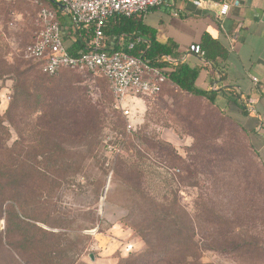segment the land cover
Returning <instances> with one entry per match:
<instances>
[{
    "label": "rangeland",
    "instance_id": "rangeland-1",
    "mask_svg": "<svg viewBox=\"0 0 264 264\" xmlns=\"http://www.w3.org/2000/svg\"><path fill=\"white\" fill-rule=\"evenodd\" d=\"M43 7L49 6L38 0H0V55L13 68L21 60L18 51L36 35L35 19ZM170 12L171 8L161 6L148 14L145 22L159 34L185 44L197 27L172 19ZM9 22L13 26L8 30ZM23 62L27 66H20L19 71L31 64ZM16 79L15 74L0 77V116L10 103ZM43 82L58 118L64 119L62 131L70 136L95 128L99 129L97 139H103L104 144L118 131L128 139L130 133L141 130L154 142L172 148L176 160L164 161L157 148L143 144L139 162L131 151L95 147L92 154L87 153V146L81 147L83 168L50 198L52 226L36 224L62 234L60 257L65 253L60 264H118L127 252L141 251L142 240L125 223L127 203L141 194L158 199L167 195L164 181L170 177L174 179L171 188L177 200L176 214L187 216L201 264H264V168L251 150L249 137L237 125L202 100L188 98L172 87L155 99L130 95L125 106L131 116L125 118L102 78L65 72ZM26 115L18 111L14 124L18 129L24 127L25 140L30 142L27 132L33 119L40 116L28 119ZM50 120L44 118L42 123L47 125ZM130 123L129 131L126 126ZM4 126L9 130L6 146L11 148L19 135L7 121ZM80 157L75 153L71 160L78 162ZM123 158L128 159L127 166L121 165ZM3 161L0 163H7ZM133 162L136 168L131 167ZM136 183H141V190H130ZM138 209L132 207L135 212ZM4 228L3 218L2 233ZM14 252L13 257L19 260ZM24 257L37 264L32 257Z\"/></svg>",
    "mask_w": 264,
    "mask_h": 264
},
{
    "label": "trees",
    "instance_id": "trees-1",
    "mask_svg": "<svg viewBox=\"0 0 264 264\" xmlns=\"http://www.w3.org/2000/svg\"><path fill=\"white\" fill-rule=\"evenodd\" d=\"M38 1L46 3L48 8L51 7L50 9L56 12L57 18L62 21L63 14L57 0ZM6 26L9 30L13 23L9 22ZM104 32L106 35H113L117 42L121 41V44L116 42L114 46L116 50L126 51L128 42L139 39L130 54L142 56L153 66L168 69H166L167 81L161 91L153 97H142L143 99H155L162 95L166 87H172L188 98L202 100L214 108L222 118L237 125L215 104V92L203 91L194 86L198 69H192L180 60L172 61L170 56L173 53V44L170 42L162 44L157 41V32L145 23V16L114 15L108 21ZM82 38L83 32L78 31L77 39L68 45L71 54L76 55L79 51L87 50ZM86 40L89 41L90 37ZM197 46L203 52L201 57L207 63L214 64L217 57L226 56L224 48L207 33L202 35ZM23 50L22 48L18 51L21 60L31 63L23 71H19L20 66H27L23 61L19 59L17 67L13 68L0 55V77L7 74H15L17 77L10 103L4 114L0 116V160L4 159L3 162H7L0 163V220L4 218L5 221L4 233L0 230V264H32L31 260L24 257L25 255L32 257L37 264H60L61 257L65 253L63 252L60 257L59 242L62 234L48 232L37 227L36 224L52 226L50 198L63 184L68 185L83 168L81 147L87 146V153L92 154L95 147L110 148L114 152L116 149L123 152L131 151L132 156L138 158L139 162L143 159L141 154L143 150L140 147V144H143L150 149L157 148L164 161L172 163L176 160L172 148L154 142L146 135H142L141 130L130 133L131 138L127 137L128 139L125 133L118 131L115 137L105 141L104 144L103 139H97L99 129L82 131L76 133L75 137L70 136L65 129L62 131V125L66 126L63 123L64 119L58 118V110L56 111L55 104H52L54 101L51 100L49 89L43 79L57 77L65 72L75 74L78 72L64 68L54 75L45 74L41 71L40 62L23 57ZM98 78L107 82L103 77ZM18 111L26 113L28 119L30 115L40 116L33 119L31 130L27 132L30 142L25 140L24 127L18 129L14 124V115ZM44 118H51L47 125L42 123ZM5 121L13 126L19 135V141H15L11 148L6 146L9 130L4 126ZM85 140L88 141L87 145L81 143ZM75 153L81 156L78 162L71 160ZM127 160L123 158L121 165L127 166ZM137 166V163H131V167ZM173 182L172 177L164 181V185L169 190L167 195L160 199L141 194L142 196H138L136 201H134L136 198L128 201L129 211L125 223L140 237L144 248L139 252L133 250L127 252V257L120 259L118 264H201L190 222L187 216L176 214L177 200L171 188ZM141 187V183L129 186L130 190H141ZM134 206L139 208L138 212L132 210ZM12 251L16 252L19 260L13 257Z\"/></svg>",
    "mask_w": 264,
    "mask_h": 264
},
{
    "label": "crops",
    "instance_id": "crops-1",
    "mask_svg": "<svg viewBox=\"0 0 264 264\" xmlns=\"http://www.w3.org/2000/svg\"><path fill=\"white\" fill-rule=\"evenodd\" d=\"M221 3L229 5L225 16L219 15ZM165 7L173 11L172 19L197 27L185 44L145 23L156 30L157 41L173 44L172 61L198 69L194 86L216 93L215 104L249 137L251 150L264 168V0H204L200 7L190 0H174ZM204 33L224 48L225 58L217 57L211 64L189 52Z\"/></svg>",
    "mask_w": 264,
    "mask_h": 264
},
{
    "label": "built area",
    "instance_id": "built-area-1",
    "mask_svg": "<svg viewBox=\"0 0 264 264\" xmlns=\"http://www.w3.org/2000/svg\"><path fill=\"white\" fill-rule=\"evenodd\" d=\"M63 19L48 7L39 10L35 25L34 40L23 50L25 59L40 62L41 71L48 75L57 74L61 69L88 73L107 80L116 108L125 118L131 111L125 106L131 96L153 97L167 81L166 70L151 65L142 56L130 54L139 39L127 43V50L114 48L117 39L106 35L104 29L114 15L131 17L145 16L152 9L165 6L174 0H57ZM200 7L204 0H190ZM229 11L227 3H221L219 15ZM83 32L82 43L85 52L73 55L68 50L70 42L77 39V32ZM90 37V40L86 39ZM117 44H121L118 41ZM189 52L202 56L197 45H191ZM254 81L256 79H253ZM130 131L131 123L127 124Z\"/></svg>",
    "mask_w": 264,
    "mask_h": 264
},
{
    "label": "water",
    "instance_id": "water-1",
    "mask_svg": "<svg viewBox=\"0 0 264 264\" xmlns=\"http://www.w3.org/2000/svg\"><path fill=\"white\" fill-rule=\"evenodd\" d=\"M91 259H92V256H91Z\"/></svg>",
    "mask_w": 264,
    "mask_h": 264
}]
</instances>
